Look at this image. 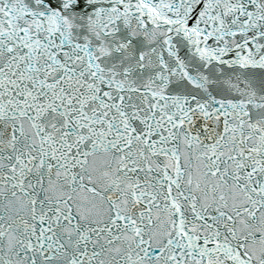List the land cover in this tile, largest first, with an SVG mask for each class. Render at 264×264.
Instances as JSON below:
<instances>
[{
  "label": "snow or ice",
  "instance_id": "6c2138e0",
  "mask_svg": "<svg viewBox=\"0 0 264 264\" xmlns=\"http://www.w3.org/2000/svg\"><path fill=\"white\" fill-rule=\"evenodd\" d=\"M0 264H264V0H0Z\"/></svg>",
  "mask_w": 264,
  "mask_h": 264
}]
</instances>
